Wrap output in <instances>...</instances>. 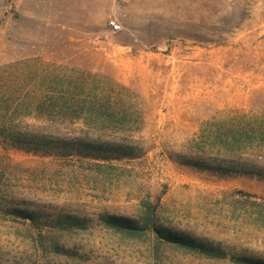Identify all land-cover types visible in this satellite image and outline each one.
<instances>
[{"label":"rangeland","instance_id":"374dc122","mask_svg":"<svg viewBox=\"0 0 264 264\" xmlns=\"http://www.w3.org/2000/svg\"><path fill=\"white\" fill-rule=\"evenodd\" d=\"M54 105L108 107L125 129H99L95 115L63 119L47 112ZM243 117L264 120V0H0V264L264 259V180L181 162L215 157L207 135ZM27 129L133 142L141 154L9 146V131ZM103 215L148 226L130 237ZM150 221L228 256L188 252Z\"/></svg>","mask_w":264,"mask_h":264},{"label":"trees","instance_id":"16d2710c","mask_svg":"<svg viewBox=\"0 0 264 264\" xmlns=\"http://www.w3.org/2000/svg\"><path fill=\"white\" fill-rule=\"evenodd\" d=\"M86 105H54L50 109L63 119H85L95 115L94 124L102 130L122 131L125 129L123 115H117L102 105L85 109ZM86 110V111H85ZM86 112V113H85ZM51 114V113H50ZM238 117V116H237ZM235 117L233 121L237 118ZM241 119V117H238ZM239 128L230 127L228 132L214 131L209 138L210 149L215 150V157L202 155L183 156L181 162L197 170H207L217 176L244 175L264 180V165L257 161L264 155V120L245 119ZM221 122L208 121L212 127ZM218 127V126H217ZM9 146L27 151H37L46 155L83 156L93 159L134 158L141 154V149L133 142H121L110 139L88 138L81 135L47 134L40 130H11L8 136ZM105 225L130 237L139 236L148 225H137L133 219L116 215H103ZM150 227L157 236L180 248L209 258H226L224 248L205 240H195L184 234L157 227L150 221ZM234 264H264V259L250 255H230Z\"/></svg>","mask_w":264,"mask_h":264},{"label":"built area","instance_id":"2783aa9c","mask_svg":"<svg viewBox=\"0 0 264 264\" xmlns=\"http://www.w3.org/2000/svg\"><path fill=\"white\" fill-rule=\"evenodd\" d=\"M111 25L113 26V28H117L118 25H116L113 21L111 22Z\"/></svg>","mask_w":264,"mask_h":264}]
</instances>
